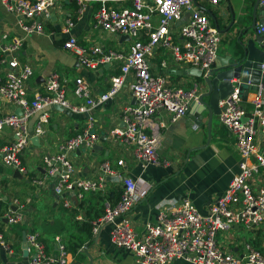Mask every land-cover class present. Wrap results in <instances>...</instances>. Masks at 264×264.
Returning a JSON list of instances; mask_svg holds the SVG:
<instances>
[{
	"label": "built area",
	"instance_id": "built-area-1",
	"mask_svg": "<svg viewBox=\"0 0 264 264\" xmlns=\"http://www.w3.org/2000/svg\"><path fill=\"white\" fill-rule=\"evenodd\" d=\"M57 1L0 0V7L17 17L22 31L11 38L3 34L2 38L8 42L0 43V95L20 108V113L0 116V134L9 129L13 135L0 147L5 165L28 176L21 155L33 136H43V126L50 121L53 106L74 111L93 110L116 96L128 77H131L130 88L137 102L123 108L126 125L113 128L111 136L132 146L142 167L160 163L159 133L155 131L156 126L153 133H148L147 127L154 124L152 118L161 109L171 114L173 122L185 116L192 100L198 98L200 83L194 82L188 89L173 85L168 75L154 71L152 60L158 50H165L172 61L200 69L204 80L215 67L222 35L202 3L216 6L220 0H76L80 13L89 2H98L93 15L95 27L132 40L127 51H104L102 47L92 46L87 53L79 55L80 63L91 69L108 61L120 63V73L111 77L109 89L95 98L85 79H74V95L86 98L81 107L69 100V79L61 77L57 71L51 72L42 85L32 90L29 82L34 68L20 59L25 36L54 33L46 32L44 20L52 17ZM258 5L261 20L257 23V32L264 36V0H258ZM74 26L75 19L69 16L61 28L67 35L64 47L68 50L78 48L77 38L71 34ZM167 65L164 60L161 68L166 69ZM250 104V107L245 105L244 90L239 84H234L233 92L219 101L220 120L234 136L240 155L239 171L224 193L210 204L207 213L199 211L187 197L171 212L161 209L157 223L146 222L144 232L139 234L130 216L142 197L137 182L123 176L108 160L99 164V173L95 176L83 174L73 160L78 149L89 154L98 140L92 118L82 131L61 143L57 152L44 155L45 179L55 180V193L62 197L64 207L71 208L89 193L106 197L109 177H119L120 199L116 203L105 199L104 213L92 221L93 233L95 236L101 226L110 224L112 244L132 251L139 264H170L176 260L191 264H264V252L251 243L245 241L242 252L225 250L217 236L220 231L235 226L252 230L264 223V83L254 90ZM37 114L36 127L30 131V120ZM117 163L124 165L125 162L119 159ZM28 179L35 182L29 176ZM13 204L16 207L8 206L2 211L1 220L6 219L11 225L21 224L25 219L26 201L15 198ZM75 220L83 221L85 216L77 213ZM26 236L28 264L70 263V251L61 236L55 237L56 250L53 251L47 249L38 232H28ZM3 253L12 255L14 248L0 229V258Z\"/></svg>",
	"mask_w": 264,
	"mask_h": 264
},
{
	"label": "crops",
	"instance_id": "crops-1",
	"mask_svg": "<svg viewBox=\"0 0 264 264\" xmlns=\"http://www.w3.org/2000/svg\"><path fill=\"white\" fill-rule=\"evenodd\" d=\"M256 0H220L216 6L202 3V7L209 9L212 23L221 32L222 40L218 50L215 65L220 66L228 58L231 46L236 39V25L233 22L242 13L253 15L256 13L257 23L261 20V12L256 7ZM99 6L96 1L89 2L84 12L80 13L76 0H58L53 8L52 17L44 20L46 32L53 34H33L25 36L20 59L32 64L33 76L29 87L34 90L53 71L60 73L61 77L69 79L67 96L75 105L81 107L86 98H80L73 93V81L82 77L89 84L91 96L96 97L107 91L111 86V77L120 73V63L108 61L95 69L83 66L79 55L87 53L92 46H99L107 51H127L132 40L121 38L95 27L94 12ZM71 16L75 19V26L71 34L76 36L78 48L68 50L64 47L66 36L61 32L65 18ZM234 18V20H233ZM17 25V17L0 7V43H7L2 38L7 33L9 38L22 34ZM221 57V58H220ZM167 61V68L162 69L161 63ZM158 73L170 77L173 85L186 89L194 82H202L203 78L195 75H179L178 71L191 68L184 63L172 61L170 54L165 50H158L152 60ZM131 77H128L118 94L93 110L74 111L52 107L50 121L44 124L43 136H39L38 143L32 141L23 151L21 159L26 165L28 176L5 165L0 154V229L5 237L13 242L14 253H3L0 264H28L29 255H24L23 232L39 233L47 245L56 250L55 237L61 236L67 247L73 249L77 244L74 238L84 240L82 247L76 252H70L69 264H139L136 255L127 249L116 247L110 241L111 225L101 226L98 233L86 238L79 230L80 224L75 220L77 213H83L85 219L92 221L104 213L105 199L115 198L118 191H122L119 177L114 176L107 187V196L101 197L98 193H89L83 201L75 202L71 208L63 206L62 197L54 191L55 180L45 179L46 169L43 162L45 154L57 152L59 145L67 139L82 131L90 119L94 120L93 131L99 135L96 144L98 151L91 160L83 159L88 155L82 149L75 153L73 160L83 174L95 176L99 173V164L110 161L112 167L117 168L123 176L132 177L141 192V199L132 209L130 216L134 228L139 234L145 230V223H157L161 209L173 211L184 198H189L202 213H207L210 204L227 189L233 175L239 171V152L235 138L227 127L221 122L219 114L213 115L209 124L208 111L203 112V123L196 124L188 114L177 121H171V114L161 109L152 118L154 124L147 127L148 133H153V127L159 133L157 153L160 163L142 167L135 156L132 146L122 139L113 138L111 130L115 127H124L123 108L136 104V99L130 88ZM202 83L200 90L202 91ZM254 98V90L249 89L245 96V105L250 107ZM20 108L11 100L0 95V116L20 113ZM32 117L29 123L30 131L36 127L37 117ZM162 123H165L162 126ZM9 129L0 134V147L11 140ZM122 140V141H121ZM124 160V165L117 161ZM17 172V173H16ZM120 197V196H119ZM15 198L26 201L24 222L17 225L7 224L6 219L1 220L2 211L13 204ZM71 198L73 196L71 195ZM114 201V199H113ZM218 242L225 249L242 252L244 242L251 243L264 252V223L257 229H246L235 226L218 233ZM19 238V241H17ZM96 238V239H95ZM88 245V248L86 246ZM50 250V251H53ZM29 252V251H28ZM170 264H191L176 260Z\"/></svg>",
	"mask_w": 264,
	"mask_h": 264
},
{
	"label": "water",
	"instance_id": "water-1",
	"mask_svg": "<svg viewBox=\"0 0 264 264\" xmlns=\"http://www.w3.org/2000/svg\"><path fill=\"white\" fill-rule=\"evenodd\" d=\"M197 2V0H195ZM258 7V0H256ZM204 8V7H203ZM210 15L212 12L204 8ZM256 13L249 16L242 13L233 22L236 25V39L234 40L230 54L225 60H221L220 66L215 67L204 77L202 91L199 90L197 99H193L187 112L189 118L196 124L203 123V112L208 111L209 124L212 123L213 115L219 114L221 109L219 101L233 92L234 84H239L244 90V98L249 89L256 90L260 83H264V36L257 32ZM121 38H127L123 36ZM221 58V57H220ZM179 75H195L202 77V71L198 68H188L178 71ZM57 108L65 111V108L56 105ZM20 112V111H19ZM39 138L33 137L32 141L38 143ZM98 145L95 144L88 155H82L83 159L91 160L98 151ZM80 149H78V153ZM17 173V172H16ZM21 176V174H19ZM113 180V177H109ZM24 255L28 256V245L26 232H23ZM96 239V238H95ZM88 248V245L86 246Z\"/></svg>",
	"mask_w": 264,
	"mask_h": 264
},
{
	"label": "trees",
	"instance_id": "trees-1",
	"mask_svg": "<svg viewBox=\"0 0 264 264\" xmlns=\"http://www.w3.org/2000/svg\"><path fill=\"white\" fill-rule=\"evenodd\" d=\"M121 192L122 191H118L117 193H118V195H116V197L115 198H111V201L113 202V203H116L119 199H120V197L119 196H121ZM113 199H114V201H113ZM2 207H4L3 206V202L2 203H0V210H1V208ZM77 222H79V223H81L80 224V227H79V230L81 231V232H83V234L85 235V237L86 238H90V240L92 239V237L94 236V233H93V225L91 224V223H89V221L87 220V219H85V220H83V221H77ZM76 241H74V242H76V246L75 247H72L73 249H70V248H68V250L71 252H76V250L78 249V248H80V247H82L83 246V244H84V240L83 239H81V238H74Z\"/></svg>",
	"mask_w": 264,
	"mask_h": 264
},
{
	"label": "rangeland",
	"instance_id": "rangeland-1",
	"mask_svg": "<svg viewBox=\"0 0 264 264\" xmlns=\"http://www.w3.org/2000/svg\"><path fill=\"white\" fill-rule=\"evenodd\" d=\"M17 241H19V238H17ZM49 250H53V249L50 247Z\"/></svg>",
	"mask_w": 264,
	"mask_h": 264
}]
</instances>
